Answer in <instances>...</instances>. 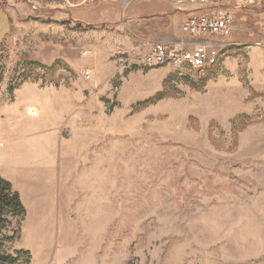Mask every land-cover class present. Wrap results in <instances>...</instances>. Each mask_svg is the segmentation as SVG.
Wrapping results in <instances>:
<instances>
[{
  "label": "rangeland",
  "instance_id": "374dc122",
  "mask_svg": "<svg viewBox=\"0 0 264 264\" xmlns=\"http://www.w3.org/2000/svg\"><path fill=\"white\" fill-rule=\"evenodd\" d=\"M149 1L0 0L14 264H264V0H226L199 71L115 60L153 44L128 17Z\"/></svg>",
  "mask_w": 264,
  "mask_h": 264
},
{
  "label": "built area",
  "instance_id": "2783aa9c",
  "mask_svg": "<svg viewBox=\"0 0 264 264\" xmlns=\"http://www.w3.org/2000/svg\"><path fill=\"white\" fill-rule=\"evenodd\" d=\"M191 5L201 7L203 12L195 17L185 19L181 25V33L186 37L217 36L227 38L231 35L233 18L224 8L226 0H187ZM251 5L255 0H236ZM219 59L218 45L204 39L199 44H187L175 47L163 42L153 43L149 50L140 53L136 48L131 52L118 50L115 60L124 65L138 64L143 68H154L165 64L181 65L193 71H199L217 64ZM83 77L90 78L85 71Z\"/></svg>",
  "mask_w": 264,
  "mask_h": 264
},
{
  "label": "crops",
  "instance_id": "0c3cea01",
  "mask_svg": "<svg viewBox=\"0 0 264 264\" xmlns=\"http://www.w3.org/2000/svg\"><path fill=\"white\" fill-rule=\"evenodd\" d=\"M154 0L141 6L129 9L128 17H134V28L144 35L150 42H163L171 46L187 44H199L204 39L210 40L220 46L225 38L217 36L186 37L181 33L183 21L189 17L201 14L204 9L197 5H191L187 0ZM229 1V0H227ZM226 1V2H227ZM235 2V0H233ZM236 3V2H235ZM143 7V9H140ZM146 18H138L142 16ZM152 45V44H151Z\"/></svg>",
  "mask_w": 264,
  "mask_h": 264
},
{
  "label": "trees",
  "instance_id": "16d2710c",
  "mask_svg": "<svg viewBox=\"0 0 264 264\" xmlns=\"http://www.w3.org/2000/svg\"><path fill=\"white\" fill-rule=\"evenodd\" d=\"M8 214L23 218L25 209L20 202L18 193L12 191L11 184L0 177V224L5 223V217ZM19 253L18 251L15 253L6 252L3 248V241L0 239V264H14V254Z\"/></svg>",
  "mask_w": 264,
  "mask_h": 264
}]
</instances>
